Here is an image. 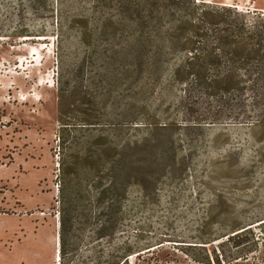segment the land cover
Returning <instances> with one entry per match:
<instances>
[{
  "label": "rangeland",
  "instance_id": "rangeland-1",
  "mask_svg": "<svg viewBox=\"0 0 264 264\" xmlns=\"http://www.w3.org/2000/svg\"><path fill=\"white\" fill-rule=\"evenodd\" d=\"M97 9L0 0V264H111L122 242L130 264H264V105L175 80L177 51L136 71L133 28Z\"/></svg>",
  "mask_w": 264,
  "mask_h": 264
},
{
  "label": "trees",
  "instance_id": "trees-1",
  "mask_svg": "<svg viewBox=\"0 0 264 264\" xmlns=\"http://www.w3.org/2000/svg\"><path fill=\"white\" fill-rule=\"evenodd\" d=\"M40 2L29 0L33 8ZM113 5L118 23L128 22L134 30L130 54L136 71L146 63L149 72L157 74L163 57L177 51L181 58L171 72L175 80L192 79L202 93L224 103L231 101L233 92L251 91L252 103L264 105V12L249 14L237 5L196 0H97V12L104 14ZM108 21L107 16L101 18ZM130 162L119 155L115 164L124 168ZM124 186L126 182L115 177L101 190V200L112 195L116 222L124 213ZM141 250L122 242L111 264H130L129 256Z\"/></svg>",
  "mask_w": 264,
  "mask_h": 264
}]
</instances>
